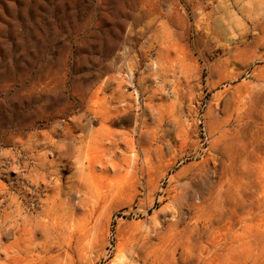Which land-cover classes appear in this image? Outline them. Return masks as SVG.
<instances>
[{
	"label": "rangeland",
	"instance_id": "rangeland-1",
	"mask_svg": "<svg viewBox=\"0 0 264 264\" xmlns=\"http://www.w3.org/2000/svg\"><path fill=\"white\" fill-rule=\"evenodd\" d=\"M2 212L0 264H264V0H0Z\"/></svg>",
	"mask_w": 264,
	"mask_h": 264
},
{
	"label": "bare ground",
	"instance_id": "bare-ground-1",
	"mask_svg": "<svg viewBox=\"0 0 264 264\" xmlns=\"http://www.w3.org/2000/svg\"><path fill=\"white\" fill-rule=\"evenodd\" d=\"M260 84V83H259ZM262 85V84H261ZM260 85V86H261ZM263 86V85H262ZM262 89V88H261ZM209 201V200H208ZM222 202H224V201H222ZM195 205V204H194ZM7 213H8V211H7ZM7 213H5V214H3V212H2V215L0 216V219L1 218H6V219H8L9 218V215L7 214ZM5 224V223H4ZM4 225H1L0 227L2 228ZM6 228V227H5ZM0 230H2V229H0ZM3 231V230H2ZM1 232V231H0ZM5 232V231H4ZM2 233V232H1Z\"/></svg>",
	"mask_w": 264,
	"mask_h": 264
}]
</instances>
